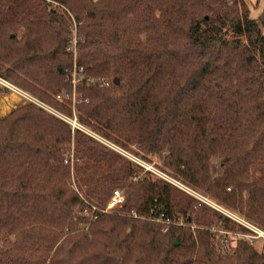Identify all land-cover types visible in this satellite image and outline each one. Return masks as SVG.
I'll use <instances>...</instances> for the list:
<instances>
[{
  "label": "trees",
  "instance_id": "16d2710c",
  "mask_svg": "<svg viewBox=\"0 0 264 264\" xmlns=\"http://www.w3.org/2000/svg\"><path fill=\"white\" fill-rule=\"evenodd\" d=\"M62 3L85 80L75 87L78 123L119 148L136 146L143 161L159 158L264 229V8L258 24L243 0ZM70 26L41 0H0V76L68 116ZM71 147L84 199L68 185ZM140 172L34 104L0 119V264H264L251 247L220 255L200 227L229 222ZM117 189L125 205L102 213Z\"/></svg>",
  "mask_w": 264,
  "mask_h": 264
},
{
  "label": "rangeland",
  "instance_id": "374dc122",
  "mask_svg": "<svg viewBox=\"0 0 264 264\" xmlns=\"http://www.w3.org/2000/svg\"><path fill=\"white\" fill-rule=\"evenodd\" d=\"M43 1L46 5L47 2ZM62 3V0H60ZM246 9L249 12V18L251 20H254L256 23L259 24L260 21V15L264 8V0H243ZM63 4V3H62ZM59 15L62 14L60 11H56ZM63 15V14H62ZM262 34L264 35V31L261 30ZM0 80H4L9 85L13 86L11 90L5 88L2 85V82L0 81V119L6 118L9 114H11L13 111L17 110L20 107H23L27 104H34L44 110H46L49 114L54 115L55 117L63 120L67 124L70 125L71 130L75 131L78 130L84 135L89 136L90 138L107 145L111 149L115 150L119 154H121L123 157L128 159L130 162H132L134 165H137L141 172L139 173V177H144L145 173H149L154 178L161 179L165 181L166 183L170 184L174 188L178 189L182 193L186 194L187 196L193 198L194 200L204 204L206 207L215 210L218 214H220L224 219H226L229 222L230 229L224 230L221 229L219 226V223L215 219V224L212 225L209 228L200 227L201 230H209L210 233L214 234V244L216 248L219 250L220 255H229L232 254L233 251L236 249V247H251L258 253H264V229L257 225L255 222L248 219L245 215V212H239L238 210L231 209L229 207L224 206L223 204L219 203L218 201L212 199L209 195L206 193L195 189L191 186H188L184 184L179 178L173 177L170 174V171L168 169H165L162 165V161L159 160L157 157H151L150 162L141 160L136 153H138V150L136 146H130L128 150L122 149L117 147L116 145H113L112 143L105 140L103 137L98 135L97 133L93 132L89 128H86L85 126H82L78 123L77 120V112H76V105L79 103L80 95L75 92V88H73L70 95H64V100L70 98V103L66 104V106L71 111V116H68L58 110H55L53 107L44 104L40 100H38L35 96L30 94L29 92H26L25 90L15 86L12 84L9 80L4 78L3 76H0ZM34 101V102H31ZM86 103V101L84 102ZM75 122V127L73 128L71 124ZM71 123V124H70ZM70 148V166H71V178L68 182L69 187L72 188V190L79 195L81 199L83 198V194L81 191H79L78 187H76V184L74 182L73 173H72V149ZM67 153L65 154V159L67 160ZM215 161H213L214 163ZM66 164V162H64ZM212 177H217L219 175V169L217 168V165L214 163L212 166ZM120 191L125 198L126 202V192L124 189H117ZM125 205V204H124ZM106 206V205H105ZM104 207H100L102 210L105 209ZM119 210H112L109 212H106L104 214H110L112 212H118ZM178 222L181 225H184V221L182 218H178ZM170 223V222H169ZM168 222L164 224V226H167ZM189 226V225H188ZM190 230L193 231L196 228H199L195 226L194 224H191Z\"/></svg>",
  "mask_w": 264,
  "mask_h": 264
},
{
  "label": "built area",
  "instance_id": "2783aa9c",
  "mask_svg": "<svg viewBox=\"0 0 264 264\" xmlns=\"http://www.w3.org/2000/svg\"><path fill=\"white\" fill-rule=\"evenodd\" d=\"M45 2H47L48 7L53 10V11H60L62 14H64L65 16L70 18V22H71V26L69 29V37H68V41H67V51L69 53H72L73 56V65L72 68L69 71V78H70V82L73 86V88H75L78 84L82 83L84 80L83 77V69L81 67H77L75 64V58H76V46L77 43L79 41V36L77 34V28L76 25L74 23V20L72 18V15L70 14V12L67 10V8L60 2V0H44ZM2 82V85L11 90L13 88V86L9 85V83H7L4 80H0ZM88 84L92 85L95 83H99L101 86L105 85V83L102 80H98L95 81L93 79L91 80H86ZM34 102V101H31ZM71 124V123H70ZM75 122L73 124H71V126L74 128L75 126ZM125 204V198L124 195L118 191V190H114L107 203L105 206V209L103 211H101L102 213H106L112 210H120L122 209V207ZM93 211L96 210V208H92ZM84 215H87V211L83 212ZM134 216V215H133ZM156 222H161L160 219H157ZM164 224L166 222H163ZM166 230V227L164 228L163 231Z\"/></svg>",
  "mask_w": 264,
  "mask_h": 264
}]
</instances>
